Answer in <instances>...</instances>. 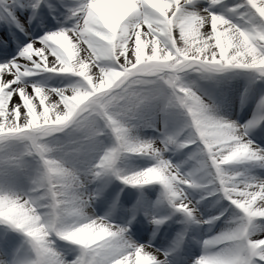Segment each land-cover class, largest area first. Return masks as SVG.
Masks as SVG:
<instances>
[{
  "label": "snow or ice",
  "instance_id": "obj_1",
  "mask_svg": "<svg viewBox=\"0 0 264 264\" xmlns=\"http://www.w3.org/2000/svg\"><path fill=\"white\" fill-rule=\"evenodd\" d=\"M208 4L197 7L196 0H59V7L65 9L61 13L64 23L71 21V26L64 27V23L57 21L61 23L59 30L31 38L28 25L41 7H47L50 13L58 9L48 0H0V18L10 31L15 28L29 37L17 56L0 63V137L27 138L31 141L28 155L34 153L43 164L42 173L28 193L0 195V224L24 233L31 245V254H26L22 264H62L36 234L30 213L38 196L57 191L51 182L57 161L73 170V184L88 206L95 194L82 191L86 180L111 172L125 185H162L163 200L184 215L185 225L210 226L228 211L224 208L205 218L198 205L206 196L194 202L189 198V189H204L207 196L219 193L229 207L240 213H233L229 224L244 217L264 220L260 215L264 213V179L229 171L230 166L245 161L264 167V148L249 138L251 131L264 127V96L256 101L252 117L243 123V135L235 131L234 120L209 114L207 120L217 131L216 140L211 143L201 130V119L192 113L194 103L208 111L204 100L184 86L179 75L189 68L205 74L244 69L264 79V0H242L227 9L237 18L235 22L212 10L221 0H208ZM27 9L32 14L26 19L17 15V10L23 13ZM206 25H210V31L205 28L201 33ZM177 28L178 37L174 36ZM237 33H243L239 40ZM12 35L15 39V33ZM81 52L85 55L81 56ZM41 72L70 74L78 78V84L49 89L30 83L29 78ZM144 85H166L171 92L162 98L164 107H179L188 117L178 132L165 133L159 143L133 140L129 128L121 123L155 97ZM37 98L38 106L33 103ZM37 107H42V111L38 112ZM101 124L111 130L116 144L104 151L98 162L92 163L82 156L83 145L50 155L47 137L80 127L85 132L84 141L92 143L101 135ZM193 146V158L198 164L193 172H182L179 165L164 158L165 152ZM125 147L129 150L124 151ZM122 154L149 156L155 163L122 174L115 167ZM196 173L206 174L207 183H198ZM128 211L123 224L110 222L112 212L105 216L94 213L88 221L91 231L81 234L85 252L73 264H168V253L150 243L137 245L128 233L141 212L154 226L153 236L170 217L157 216L139 203ZM187 231L186 227L178 233L177 247L185 240ZM224 235L227 234L213 239ZM211 243L203 241L204 248L208 249ZM193 264L226 262L219 256L205 254ZM249 264H264V245L252 246Z\"/></svg>",
  "mask_w": 264,
  "mask_h": 264
},
{
  "label": "bare ground",
  "instance_id": "obj_2",
  "mask_svg": "<svg viewBox=\"0 0 264 264\" xmlns=\"http://www.w3.org/2000/svg\"><path fill=\"white\" fill-rule=\"evenodd\" d=\"M48 2L54 5L58 11L50 13L47 7L42 6L36 14V18L32 20L30 25H28L32 33L31 38L42 37L47 32L57 31L61 27V23H64V16L61 15V13L65 12V9L59 7V0H48ZM64 2L72 3L73 0H64ZM241 2L242 0H221V4L217 5L212 10L228 16V18L233 19L235 22L237 18L231 16L227 9ZM200 5L208 7V0H196V6L199 7ZM31 14L32 12L30 9L25 10L23 13L17 10V15H20L22 19H26L27 16ZM53 15L56 16V19H53ZM0 20L3 21L2 18H0ZM57 21H60L61 23H58ZM70 26L71 21L64 23V27ZM206 27L207 25L204 28H201V33L205 31ZM208 30L210 31V28ZM12 33H15V39ZM178 35L179 30L177 28L174 31V36L178 37ZM204 38L206 39L207 37ZM28 39L29 37H24L23 33H20L15 28H12L10 31L8 25L0 26V63L4 62L5 58L10 60L13 56H17L24 44L27 43ZM211 43L214 44V40L211 41ZM80 55L83 56L85 53L81 52ZM249 72H243L242 69H229L216 74L214 75L215 78L213 80L223 85V87H212L210 90L204 89L205 86L210 84V81L199 79L198 77L195 78V72L186 73L184 76V81L185 86L190 87L197 93V95L201 96L205 102L215 103L217 106V115L224 116L229 120L238 121L240 124H243L252 117L253 107L256 106V101L261 96H264V92L259 90L261 87H264V79H259L258 82L254 84L255 92L252 98L247 100L248 102L243 101L241 108L232 107L234 100L236 101L238 97V94L234 93V91L240 86L237 83L241 79L247 81ZM29 81L30 83H35L38 86L40 81L48 82L50 84H54L55 88L57 89L65 88L70 85L75 86L78 84V78L70 74H56L47 72L35 74L29 78ZM247 84V86H252L251 82L249 81ZM214 96H218L220 98L216 99ZM50 101L51 97L49 98V101H46V104ZM12 103L13 101L10 100L9 108H11ZM33 103L34 105L38 106L39 99L37 98L35 101H33ZM37 111H42V107H37ZM187 119L188 117L185 113L181 114L178 118L176 128L180 130L181 127L186 123ZM151 120L152 123H158L157 117H153ZM163 128L164 127L162 125H159V132L153 133L150 131L153 136L141 130H136L133 132V134L131 133L129 135L133 140L159 142L161 139L160 134L162 133ZM249 138L252 139L256 145L264 148V127L251 131ZM108 142L109 149L114 147L116 144L115 139H110ZM91 156L92 154L85 158L91 159ZM150 159L151 158L149 156L122 154L117 160L115 167L117 170L121 171L122 174H129L149 167L148 163L151 161ZM170 160L172 163H174V165H179L181 171L185 173L193 172L197 168L193 164V154L188 150V148L174 151V154L170 156ZM229 169H234L244 176L250 172L252 173V177L264 179V167L260 166L258 162H240L230 166ZM234 170L230 172H233ZM196 175L198 177V183L205 184L203 183V180L199 179L200 174L196 173ZM23 184V182L14 179L12 175H9L6 180L5 189L8 193L3 194H12V196L20 195L19 190L24 186ZM91 189L92 187L89 188L87 184H85L84 192L86 194L91 191ZM97 189L98 192H101L102 198L96 202H92L91 208L89 209L90 212L92 209L95 210V216H105L109 212H112V215L108 217L109 220L118 221V223L121 224L123 220L127 219L129 215L128 210H131L139 203L146 206L149 211L153 212L157 216L170 217V219L165 224L160 226L162 227L161 230H156V235L153 236L154 226L141 212L137 214L136 220L131 225L132 229L130 230V233H128V235L131 237V240L137 245H145L150 243L154 248L160 249L162 253H168V264H193V261H195L200 256L210 254V249L204 248L203 241L219 234L225 229V226L227 225V223L222 224L215 222L210 226H188L183 223L184 220L178 222L176 226L173 225L176 217H179L182 215V213L173 209L170 205H168L166 200H163V187L159 183H153L142 187H134L123 184L120 179H117L116 176H114L111 172H108L104 180L102 179V176L98 178ZM1 190L4 191L3 188H1ZM188 191L189 198L194 202L200 200L202 195L206 196V199L201 200L200 204L198 205L200 212L204 217L208 215L210 210L222 206L228 208V211L230 212L233 211L235 213L238 211L232 207H229V202L224 201L218 194L214 196H207V192L204 189H189ZM134 192H136L138 195H132ZM158 201L159 203H157ZM114 202L116 204L115 209H113ZM184 225L188 228L185 238L186 240L183 241L179 247H177L175 240L178 233L182 231ZM18 235L20 238L26 237L22 232H19ZM253 238H264V232H261L258 236ZM21 242L22 239L20 242L16 239L6 240V245L0 246V260L6 261L7 264H22V261L15 262L9 258L10 254H13L20 247Z\"/></svg>",
  "mask_w": 264,
  "mask_h": 264
},
{
  "label": "rangeland",
  "instance_id": "obj_3",
  "mask_svg": "<svg viewBox=\"0 0 264 264\" xmlns=\"http://www.w3.org/2000/svg\"><path fill=\"white\" fill-rule=\"evenodd\" d=\"M206 28L209 29L210 26L207 25ZM147 52L148 50L146 49V53ZM217 59H219V56H217ZM242 70L243 72L250 71L249 76H248V81L251 82L252 86L250 85L247 86V91H246L247 97L249 99L250 96L252 98L255 92L254 83H252V81L254 80L252 79L253 77L258 79L259 76H258V73L253 72L251 70H244V69ZM188 72H195V75H194L195 78L198 77L199 79H204L206 81L212 82L209 87L205 86L204 89L210 90L212 85H221L219 83L216 84L217 81L213 80L215 78L214 75L219 74L221 72L205 74V73L198 72V71H195L189 68L179 73L180 81L184 86H185L184 76ZM240 81H238L237 83L238 85L240 84ZM39 86L46 88L44 84H42V81H40ZM143 87L150 90L157 98L150 100L148 103H146L136 112L131 113L128 116L124 117L121 120V123L124 124V126L129 128V134L131 133L133 134V132L136 130H141L153 136L150 131L155 133L156 131H158L159 125H162V124L167 125V122L164 123V121H166V116H167L168 125L166 127L162 125L165 129H163L162 133L160 134L161 139L165 133L169 135H174L176 132L179 131V129L176 128L177 126L176 124H177V121L180 115L185 113L184 110L179 107L171 108V109H166L164 107V101L162 98L164 96L169 95L171 92V90L168 89L166 85H155V86L144 85ZM259 90L261 92H264V87H261ZM153 117H157L158 123L156 124L152 123L151 119ZM17 122L19 123L20 121H17ZM100 130H101V135L96 137L94 142L92 143H88L84 141L83 136L80 133L73 132V131H70V132L66 131V132L58 133L53 136L47 137L46 138L47 146L50 149H52V152L50 153V155L55 156V155H58L60 153V150L62 149L70 150L74 148H80L83 145L82 156L87 157L88 155L92 154L91 162L96 163L99 160V156L102 155L104 151L109 149L108 141L110 139H115L114 134L106 126L101 124ZM159 142L156 141V143H159ZM30 147H31V141L28 140L27 138L8 137V136L0 137V195H4L3 193H8L7 190L5 189H6V180L9 175H12L14 179H18L19 177L20 178L19 180L24 183L23 184L24 186L19 190L20 195H23L25 193H28L32 189L33 181L36 180L39 177V175L42 173L43 164L39 160V157L36 156L34 153L32 155H28ZM93 148L99 149V151L93 152L92 151ZM174 150L175 149L165 152L164 158L171 161L170 156L174 154L173 153ZM189 151H191L193 154L195 151V147L193 146L192 148H189ZM150 160L151 161H149L148 166H152L155 163V161L152 158ZM193 164L196 167H198L197 160L195 158H193ZM232 170L234 169H229V171H232ZM79 172H80V169H78V173ZM233 172H237V171L234 170ZM106 175L107 173H104L101 175L103 180L106 177ZM246 175L247 177H252V174L250 172H248ZM90 181H93V179H87L85 183L87 184L89 188H90L89 183H91ZM203 181L207 183V180H203ZM1 188H3L4 191H2ZM82 190L84 191V189ZM92 192L93 191H90L87 194L92 193ZM134 193L132 195H134ZM9 196H12V194ZM220 209L222 210L223 207H219L216 210L209 211L207 217L211 215L219 214V212L221 211ZM233 213H234L233 211L231 212L228 211L225 217L222 218V221H221L222 224L227 223V221L233 216ZM235 215L237 216L240 215L239 211L235 212ZM184 219L185 217L182 214L179 217L178 216L176 217V219L174 220V223L177 224L179 221H183ZM221 222H218V223H221ZM229 225L230 224L227 223L225 228H227ZM19 232L20 231L15 230L9 227L8 225L0 224V246H2V244L6 245V240L16 239L20 242V240L22 239L20 247L13 254H10V257L8 255V257L12 261H15V262L23 261L26 257V254H31V245L28 241V238L27 237L20 238V236L18 235ZM7 233H10L11 236L6 237ZM56 248H57V251L63 256H65L68 260L74 259L76 255H78V252H79L78 246L73 245L70 242H66L62 240L56 241Z\"/></svg>",
  "mask_w": 264,
  "mask_h": 264
},
{
  "label": "clouds",
  "instance_id": "obj_4",
  "mask_svg": "<svg viewBox=\"0 0 264 264\" xmlns=\"http://www.w3.org/2000/svg\"><path fill=\"white\" fill-rule=\"evenodd\" d=\"M107 24V21H105ZM243 33H237L236 39L239 40ZM239 58V57H238ZM119 75V73H115ZM154 97L153 99H156ZM204 107L208 111H202L200 104L192 105V113L198 116L202 121V131L205 133L209 142L214 143L217 136V131L208 122L209 114L217 116L219 119L228 120L224 116L216 114L217 106L215 103H207L203 101ZM236 125L235 131L241 135L245 134L243 124L238 121H233ZM73 132L85 135L84 130L80 127L72 129ZM155 143V141H153ZM129 149L125 147L124 151ZM57 171L52 173L51 182L56 188L55 193L45 192L37 197L35 206L30 209L31 226L36 231V234L43 238L44 246L52 253L56 254L62 264H73L75 258L85 252L84 241L81 239V234L91 231L89 218L94 215L95 210L89 209L91 206L86 204V200L78 192L73 184L74 172L71 168L65 167L61 162L57 161L54 165ZM203 172V169H202ZM200 180H206V174L199 176ZM264 216V213L260 214ZM264 232V220L249 219L248 217L241 218L235 223L230 224L219 234L205 239L204 241H212L208 249L210 255H216L222 258L226 264H249V256L252 251V246L259 247L264 245V239L253 238ZM224 235L221 239H213L221 234ZM62 240L70 242L78 246V255L72 260H68L60 254L56 248V241ZM91 254V253H89ZM0 264H7L6 261L0 260Z\"/></svg>",
  "mask_w": 264,
  "mask_h": 264
}]
</instances>
